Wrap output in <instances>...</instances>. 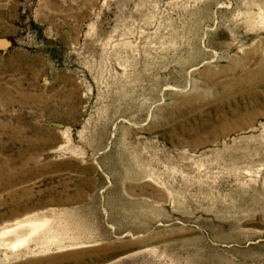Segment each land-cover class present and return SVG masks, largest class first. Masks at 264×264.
<instances>
[{
  "label": "rangeland",
  "instance_id": "rangeland-1",
  "mask_svg": "<svg viewBox=\"0 0 264 264\" xmlns=\"http://www.w3.org/2000/svg\"><path fill=\"white\" fill-rule=\"evenodd\" d=\"M0 36V264H264V0H0Z\"/></svg>",
  "mask_w": 264,
  "mask_h": 264
},
{
  "label": "water",
  "instance_id": "water-1",
  "mask_svg": "<svg viewBox=\"0 0 264 264\" xmlns=\"http://www.w3.org/2000/svg\"><path fill=\"white\" fill-rule=\"evenodd\" d=\"M12 45V41L7 37L0 36V50H6Z\"/></svg>",
  "mask_w": 264,
  "mask_h": 264
},
{
  "label": "bare ground",
  "instance_id": "bare-ground-1",
  "mask_svg": "<svg viewBox=\"0 0 264 264\" xmlns=\"http://www.w3.org/2000/svg\"><path fill=\"white\" fill-rule=\"evenodd\" d=\"M15 245H17V244H15ZM14 256H16V255H14Z\"/></svg>",
  "mask_w": 264,
  "mask_h": 264
}]
</instances>
